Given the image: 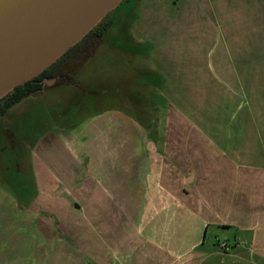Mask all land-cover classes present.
<instances>
[{"label":"crops","instance_id":"obj_1","mask_svg":"<svg viewBox=\"0 0 264 264\" xmlns=\"http://www.w3.org/2000/svg\"><path fill=\"white\" fill-rule=\"evenodd\" d=\"M106 16L0 116V264H264V0Z\"/></svg>","mask_w":264,"mask_h":264},{"label":"water","instance_id":"obj_2","mask_svg":"<svg viewBox=\"0 0 264 264\" xmlns=\"http://www.w3.org/2000/svg\"><path fill=\"white\" fill-rule=\"evenodd\" d=\"M122 1L0 0V99L46 70Z\"/></svg>","mask_w":264,"mask_h":264},{"label":"trees","instance_id":"obj_3","mask_svg":"<svg viewBox=\"0 0 264 264\" xmlns=\"http://www.w3.org/2000/svg\"><path fill=\"white\" fill-rule=\"evenodd\" d=\"M95 35L93 30L87 33L86 36ZM99 37V35H97ZM59 60L54 62L41 74L26 82L23 85L16 86L11 92L0 99V116L4 115L6 111L22 98L27 97L33 93L39 92L44 87L45 81H67L70 82V72H66L63 67H60Z\"/></svg>","mask_w":264,"mask_h":264},{"label":"rangeland","instance_id":"obj_4","mask_svg":"<svg viewBox=\"0 0 264 264\" xmlns=\"http://www.w3.org/2000/svg\"><path fill=\"white\" fill-rule=\"evenodd\" d=\"M123 1H125V0H123ZM122 1V2H123ZM131 11V10H130ZM114 14V13H113ZM111 15V14H110ZM109 19V17H107V16H104L102 19H100V21H98L97 22V24L92 28V30H98L99 28H101V27H103L104 26V24L106 23V21ZM87 35V34H86ZM85 35V36H86ZM84 36V37H85ZM83 37V38H84ZM82 38V39H83ZM61 58V57H60ZM59 58V59H60ZM59 59H57V60H59ZM56 60V61H57ZM55 61V62H56ZM51 66V65H50ZM90 69V71H86V72H84L83 74H77V75H74V79L76 80V81H78L79 83H82V81H85V80H87L86 78H84V75H87V76H89L91 73H93L92 72V70H91V68H89ZM101 69V68H100ZM96 74V73H95ZM93 75V78L97 81L98 80V78H97V76H95L94 74H92ZM98 75H100V76H102V71H100L99 72V74ZM112 77V79H113V81H116V82H118L120 79L118 78V77H113V76H111ZM88 85V84H87ZM56 90H57V92L56 91H53L52 93H54V92H56V93H58L59 95H61L60 97H59V101L61 102V104L63 105V107H64V105H66V103L68 102V100H70V99H72V97H75V101H77V102H80V103H83V104H87V102H88V100H90V95H83V92L80 90V89H76V88H74V87H65V86H58V87H56ZM103 96H105L104 98H106V99H104L105 101V104H112L113 102L111 101V94L109 93L108 95L107 94H105V95H103ZM94 97V96H93ZM97 98H99V96L97 97ZM94 99H95V97H94ZM73 108L74 107H72V103H70L69 105H67V107H66V110L68 111V116H70V114H73L74 113V111H73Z\"/></svg>","mask_w":264,"mask_h":264},{"label":"built area","instance_id":"obj_5","mask_svg":"<svg viewBox=\"0 0 264 264\" xmlns=\"http://www.w3.org/2000/svg\"><path fill=\"white\" fill-rule=\"evenodd\" d=\"M223 246V245H222Z\"/></svg>","mask_w":264,"mask_h":264}]
</instances>
